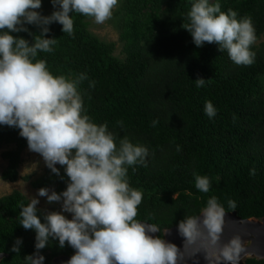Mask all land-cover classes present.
<instances>
[{"label": "trees", "instance_id": "16d2710c", "mask_svg": "<svg viewBox=\"0 0 264 264\" xmlns=\"http://www.w3.org/2000/svg\"><path fill=\"white\" fill-rule=\"evenodd\" d=\"M219 2L222 11H236L238 19L251 17L256 41L262 37L264 0ZM190 7L191 0H125L123 62L90 34L89 16L75 12L73 34L51 24L47 35L57 41L54 50L36 57L54 75L85 74L79 91L90 119L107 124L117 143L126 137L148 148L146 162L128 168V181L143 193L136 219L157 225L161 238L164 230L199 215L213 196L226 212L236 211L242 219L264 217V41L252 45L256 56L251 65L233 63L215 44L197 48L183 28ZM27 27L30 32L13 35L32 43L41 27ZM197 77L205 78L203 86H197ZM206 101L217 109L211 119L204 112ZM0 145L13 146L2 153L7 162L2 179L16 182L26 141L18 130L0 126ZM197 175L210 178L209 192L196 188ZM23 179L34 189L59 192L67 178L46 167L38 178ZM28 201L18 190L0 197V254L6 256L0 264H24L25 255L36 251L34 230L20 225V206ZM17 238L20 250L12 251ZM39 251L47 254L44 264H52L55 257H70L73 249L67 244L60 248L50 236ZM245 264L264 260L247 259Z\"/></svg>", "mask_w": 264, "mask_h": 264}, {"label": "clouds", "instance_id": "9594fccd", "mask_svg": "<svg viewBox=\"0 0 264 264\" xmlns=\"http://www.w3.org/2000/svg\"><path fill=\"white\" fill-rule=\"evenodd\" d=\"M50 3L53 10L45 15L40 11L43 0H0V126L18 130L28 150L38 154L51 173L67 178L59 192L40 187L27 204H21L20 225L34 230L36 249L25 255L24 264H44L39 250L47 246L50 236L60 248L67 244L73 249L61 264H177L180 249L165 238L170 233L161 238L157 225L136 219L143 193L130 186L128 168L144 164L148 148L126 137L117 143L107 124L90 119L79 91L85 74L57 76L44 59L36 58L39 52L54 50L57 41L47 35L51 24L73 34L74 12L103 24L118 0ZM237 17L232 9L222 11L219 0H191L183 28L197 48L215 44L218 52L227 51L233 63L251 65L256 30L251 17ZM28 25L41 27L32 43L13 35L30 32ZM196 82L201 87L205 78L197 77ZM216 111L211 101L205 102L204 112L210 119ZM195 186L209 192L210 178L195 176ZM40 197L49 204L58 203L59 209L42 212L37 207ZM229 206L235 209V202L229 201ZM225 216L213 196L199 215L179 221L177 231L190 245L206 236L217 249L215 262L238 264L245 249L239 235L224 239ZM21 243L17 238L12 251H19Z\"/></svg>", "mask_w": 264, "mask_h": 264}, {"label": "rangeland", "instance_id": "374dc122", "mask_svg": "<svg viewBox=\"0 0 264 264\" xmlns=\"http://www.w3.org/2000/svg\"><path fill=\"white\" fill-rule=\"evenodd\" d=\"M125 0H118V4L112 11V16L106 20L103 24H97L94 18L89 17L88 31L91 35L95 36L101 43L111 47V55L123 62L126 59V53L124 51V42L121 36V18L123 15L122 6ZM214 1V0H213ZM53 10L50 0H43V7L40 10L43 14L47 15ZM264 41V34L255 42L258 45ZM11 145H0V197L10 194L14 190L20 191L29 200L32 196L37 194V189L31 186V181L24 180V176H31V180L38 178L46 168L43 159L36 153L30 152L28 148H25L21 154L22 162L19 167L20 178L16 182H10L2 179V172L5 169L7 162L2 158V153L12 149ZM50 190L53 188H49ZM40 203L37 206L42 212L56 209L58 210L60 205L58 203L49 204L45 197H40ZM46 257L47 254H44Z\"/></svg>", "mask_w": 264, "mask_h": 264}, {"label": "water", "instance_id": "95a60500", "mask_svg": "<svg viewBox=\"0 0 264 264\" xmlns=\"http://www.w3.org/2000/svg\"><path fill=\"white\" fill-rule=\"evenodd\" d=\"M165 232L170 233L165 238L175 243L180 249L177 264H219L214 261L217 249L210 245L206 236L190 245L178 233L177 227L164 230L163 236ZM233 235H239L242 238L245 249L240 255L238 264H245L247 259L264 260V217L242 219L236 211L226 212L224 239ZM4 257H6L4 254H0V262ZM68 258L63 255L55 257L52 264H60Z\"/></svg>", "mask_w": 264, "mask_h": 264}, {"label": "bare ground", "instance_id": "6f19581e", "mask_svg": "<svg viewBox=\"0 0 264 264\" xmlns=\"http://www.w3.org/2000/svg\"><path fill=\"white\" fill-rule=\"evenodd\" d=\"M61 264V263H60Z\"/></svg>", "mask_w": 264, "mask_h": 264}]
</instances>
